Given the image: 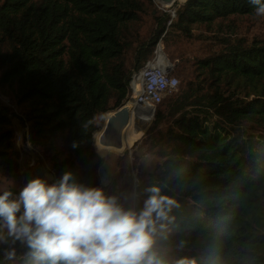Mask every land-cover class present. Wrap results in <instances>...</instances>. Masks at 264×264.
I'll list each match as a JSON object with an SVG mask.
<instances>
[{
	"label": "trees",
	"instance_id": "1",
	"mask_svg": "<svg viewBox=\"0 0 264 264\" xmlns=\"http://www.w3.org/2000/svg\"><path fill=\"white\" fill-rule=\"evenodd\" d=\"M254 14L250 0H188L169 28L191 38L195 27ZM169 28L153 0H0V86L15 85L25 142L55 181L71 172L99 186V120L121 106L158 42L170 51ZM200 68L214 83L211 97L192 102L185 82L158 106L151 132L160 161L136 194L143 202L156 186L178 204L157 234L163 264H264V44L227 46ZM167 113L174 118L160 127ZM16 145L0 106V185L37 178L20 174ZM8 189L15 195L6 184L0 191ZM4 247L0 264H26L25 246L17 242L13 260Z\"/></svg>",
	"mask_w": 264,
	"mask_h": 264
},
{
	"label": "clouds",
	"instance_id": "2",
	"mask_svg": "<svg viewBox=\"0 0 264 264\" xmlns=\"http://www.w3.org/2000/svg\"><path fill=\"white\" fill-rule=\"evenodd\" d=\"M264 16V0H250ZM75 146V144H74ZM142 207H125L103 187L71 172L49 184L37 177L14 195L0 191V246L5 259L27 248L26 264H163L155 245L177 202L159 187L145 189Z\"/></svg>",
	"mask_w": 264,
	"mask_h": 264
},
{
	"label": "rangeland",
	"instance_id": "3",
	"mask_svg": "<svg viewBox=\"0 0 264 264\" xmlns=\"http://www.w3.org/2000/svg\"><path fill=\"white\" fill-rule=\"evenodd\" d=\"M153 4L154 12L165 13L162 14L164 19H167V17H169V12L173 10L172 6L162 8L158 0H153ZM178 7L180 8L181 6ZM179 8H175V12H177ZM167 20L169 21V19ZM169 29L165 37L168 35L172 38L169 39L170 51H167L165 48V40L162 45L157 43L156 48H159L162 52L164 51V54H166L168 59L175 65L173 75L178 78L181 83L178 92L174 96L178 95L179 92H181L183 84L188 82L195 92L191 95L192 102H203L206 98H210L215 88L214 83L207 77V73L200 68V61L211 54L222 51L225 47L230 45L245 44L248 46L251 44H264V16H257L256 14L252 16L229 18V20L226 21H218L212 26L195 27L192 30L193 37L191 38H186L182 36V34L175 32L172 27ZM236 84L237 81L228 82L224 87L225 92ZM252 98L254 97H251V99ZM173 100L174 99H172V101ZM0 106L4 108L11 117L12 127L13 124L17 126V120L19 122L21 119L25 107L17 104L16 88L14 84L0 86ZM199 107L204 110L202 105ZM157 110L158 107L144 135L135 140L130 149L126 150L124 147L120 150V157L118 159L103 160L101 154L94 151L97 157H99V169H103L106 173L104 181L98 179L99 186L103 187L107 194L117 195L120 198V202L124 204L125 207L139 208L143 206V202L136 194V188L138 184L152 172L154 165L160 161V158L157 156V151L160 149L155 147L153 133L151 132V128L157 117ZM173 118L174 114H165L160 127L170 124ZM132 119L133 117L130 114L129 121H132ZM100 124L101 121L99 122V126ZM246 125L251 129L257 128L250 123ZM13 131L14 141L17 144V136H15L14 127ZM96 137L97 133L94 135L93 142L96 141ZM112 142V139H110L109 148L114 147L111 146ZM94 147L96 149L95 144ZM112 149H116V147ZM47 170L49 171H47V174L52 175V173H50V167ZM47 174L45 175L46 179L49 178ZM108 178L111 179L110 184H108L110 182ZM5 184L13 189H16L19 185V183L5 182L2 180L0 188H3Z\"/></svg>",
	"mask_w": 264,
	"mask_h": 264
},
{
	"label": "built area",
	"instance_id": "4",
	"mask_svg": "<svg viewBox=\"0 0 264 264\" xmlns=\"http://www.w3.org/2000/svg\"><path fill=\"white\" fill-rule=\"evenodd\" d=\"M165 14L164 12H161ZM176 12H169V21H166V27L169 28L175 22ZM161 44V42H158ZM175 65L159 48H155L154 56L148 60L143 68L138 72L134 73L131 81L129 82V93L126 96L127 102L130 103L131 116L134 118L137 112L142 114L150 120L155 114V110L158 106L165 102L171 96H174L179 88L180 81L178 78L173 76ZM144 133L141 135V137ZM94 143L92 145L94 151ZM99 158V157H98ZM103 159V158H102ZM49 177L46 180L49 184L54 183L55 178L51 174H47ZM30 181L26 179L21 182L15 189V195L18 196L21 189Z\"/></svg>",
	"mask_w": 264,
	"mask_h": 264
},
{
	"label": "bare ground",
	"instance_id": "5",
	"mask_svg": "<svg viewBox=\"0 0 264 264\" xmlns=\"http://www.w3.org/2000/svg\"><path fill=\"white\" fill-rule=\"evenodd\" d=\"M159 4L162 8H168L172 6L173 10L172 13L175 12V8H179L178 6H182L186 0H158ZM127 105L129 106L130 103L127 102ZM140 112H137L138 115H136L132 121L128 122V125L125 129L121 132L120 136L112 142L111 146L116 147V149H112L114 147H105L102 146L99 143L98 138L95 141V146L97 148V152L101 154L103 157V160L105 159H118L120 157L119 152L124 147L125 149H130L132 143L137 140L143 133L147 131V129L150 126V118H147L145 116H142V114H139ZM117 142V143H115ZM121 143V144H120ZM110 161V160H109ZM41 175H46L45 173H41ZM102 183V182H101Z\"/></svg>",
	"mask_w": 264,
	"mask_h": 264
},
{
	"label": "crops",
	"instance_id": "6",
	"mask_svg": "<svg viewBox=\"0 0 264 264\" xmlns=\"http://www.w3.org/2000/svg\"><path fill=\"white\" fill-rule=\"evenodd\" d=\"M101 121V124L99 128H97V137L96 139L103 134V137L105 138V146L109 145V140L111 138V134L105 137V118L102 115L99 122ZM97 126V127H98ZM14 130H15V136H17V150L19 152V168H20V174L24 171L30 170L35 177H41L42 179H45L44 175H41V173L47 174L49 171V164L48 162L42 158L41 154L32 148V146L25 142L27 139L28 129L26 126H22L20 122L17 120V126L13 124ZM24 139V142L20 144V140ZM94 139V134H93ZM48 171V172H47ZM51 173V172H50ZM21 183V182H20ZM19 183V184H20Z\"/></svg>",
	"mask_w": 264,
	"mask_h": 264
},
{
	"label": "water",
	"instance_id": "7",
	"mask_svg": "<svg viewBox=\"0 0 264 264\" xmlns=\"http://www.w3.org/2000/svg\"><path fill=\"white\" fill-rule=\"evenodd\" d=\"M187 1L188 0H186V2ZM185 3L183 5H185ZM130 113H131V109L127 105L126 99L123 101V103L121 104V106L119 108H117L113 111H110L108 113H105L103 115L105 118V137H107L109 135V133L112 132L114 135L111 136V138L116 137L118 140V136H120L123 129H125L126 126L128 125ZM96 132H97V130L94 132V135ZM98 140L102 146H105L106 141H105V138L103 137V134L99 137ZM114 140H112V141H114ZM115 143H117V142H115ZM105 147H108V146H105ZM100 176H101V178H100ZM97 178L104 181V178H106V173L103 169L98 168ZM98 182H99V180H98Z\"/></svg>",
	"mask_w": 264,
	"mask_h": 264
},
{
	"label": "flooded vegetation",
	"instance_id": "8",
	"mask_svg": "<svg viewBox=\"0 0 264 264\" xmlns=\"http://www.w3.org/2000/svg\"><path fill=\"white\" fill-rule=\"evenodd\" d=\"M110 134H111L112 136L114 135L112 132H110L109 135H110ZM115 138H116V137H114V138H110V139L114 140ZM108 179L110 180V182H109L108 184H110V183H111V179H110V178H108ZM105 180H107V179H105ZM105 182H106V181H105Z\"/></svg>",
	"mask_w": 264,
	"mask_h": 264
}]
</instances>
